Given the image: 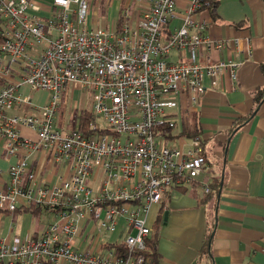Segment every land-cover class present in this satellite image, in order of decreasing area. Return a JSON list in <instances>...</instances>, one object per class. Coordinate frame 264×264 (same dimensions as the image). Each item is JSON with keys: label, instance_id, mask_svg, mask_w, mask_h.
Listing matches in <instances>:
<instances>
[{"label": "built area", "instance_id": "built-area-1", "mask_svg": "<svg viewBox=\"0 0 264 264\" xmlns=\"http://www.w3.org/2000/svg\"><path fill=\"white\" fill-rule=\"evenodd\" d=\"M184 1L132 0L98 26L86 0H0V145L5 161L17 157L0 214L57 217L34 236L0 237V264H152L142 253L152 207L173 187L210 192L202 138L180 135L183 115L207 78L234 89L240 63L199 60L223 43L198 16L207 0ZM75 87L80 107H67Z\"/></svg>", "mask_w": 264, "mask_h": 264}, {"label": "crops", "instance_id": "crops-1", "mask_svg": "<svg viewBox=\"0 0 264 264\" xmlns=\"http://www.w3.org/2000/svg\"><path fill=\"white\" fill-rule=\"evenodd\" d=\"M184 2L177 0L180 5ZM198 16L209 23L206 35L223 43L219 49L202 52L199 60L208 56L239 62L240 67L234 89L228 76L221 77L216 87L207 78L204 95L189 106L188 110L198 113L207 160L202 179L208 183L217 177L220 185L216 194L204 199L207 195L195 188L173 187L152 207L150 226L161 213L159 264H264V73L260 67L264 63V0H220L214 15L201 10ZM259 90L263 97L257 103ZM21 92L30 93L36 105L46 97L45 92H31L27 87ZM66 99L67 107H80L79 87L70 90ZM182 105H188L186 99ZM177 136L172 133L169 144H175ZM178 144L187 148L184 140ZM3 153L0 145V181L7 179L9 164L17 161L16 156L5 161ZM29 160L34 168L42 163L37 153ZM38 224L37 218L32 231L22 223L19 235L0 237L34 236L41 231Z\"/></svg>", "mask_w": 264, "mask_h": 264}, {"label": "trees", "instance_id": "trees-1", "mask_svg": "<svg viewBox=\"0 0 264 264\" xmlns=\"http://www.w3.org/2000/svg\"><path fill=\"white\" fill-rule=\"evenodd\" d=\"M220 0H207L206 4H203L202 6V10H206L208 11V13L210 15H214V11L215 8L217 6V4L219 3ZM106 8L103 6V8H101L100 10V14L104 16V14L106 15ZM263 73H264V63H262L260 65ZM263 97V91L259 90L258 91V96L256 97L258 99L257 103L260 102V100ZM89 113L85 112V113H80L79 115V121H80V125H87L88 121H89ZM201 134V127H200V123H199V117H198V113L197 111H191L188 110L185 112V114L183 115V129L182 132L180 133V135H184L187 137H193V136H197ZM212 179V180H211ZM208 185L210 187V192L207 194V196H204L201 199L204 198H208L209 196H213V194H216L219 188V178L217 177H211L208 180ZM187 189V188H184ZM207 200V199H205ZM23 212H29L30 214L34 215V216H38L42 213V210L40 208H29V209H25V210H21ZM21 211H19L18 213H21ZM8 214V213H6ZM13 218L15 216V214H12ZM160 217H161V213L158 214V219H156V221L153 223L152 225V231L150 233V235L148 236V238L146 239V243H145V248L142 251V253L145 256L149 257V260L151 261L152 264H159V252H158V240H159V229H160ZM205 250V249H204ZM203 254V249L201 251L200 256ZM199 259V258H198Z\"/></svg>", "mask_w": 264, "mask_h": 264}, {"label": "rangeland", "instance_id": "rangeland-1", "mask_svg": "<svg viewBox=\"0 0 264 264\" xmlns=\"http://www.w3.org/2000/svg\"><path fill=\"white\" fill-rule=\"evenodd\" d=\"M131 1L132 0H112L110 4V0H86L89 6L91 4L90 9L91 12H93V16L90 19V24L96 23L98 24V26H101V24L105 22L103 20V17L100 16V10L101 8H103V6L106 8V12H108L106 13L108 20L110 19V16L114 14V12L117 9L124 8ZM88 105H90V103H88ZM27 106L28 105L24 104L22 106L21 111L19 112L15 111V109H11L8 112L10 114L22 113L25 111L29 112ZM37 218L39 220V224L37 226L40 228L41 231L44 229L46 224H49L57 220V217H55L54 214H52L51 212H44V210H42V213L38 216H34L30 213L16 212L15 217L13 218L12 213L2 214L0 216V235L1 236H7L9 234L19 235L21 232L22 223H24V225H28L26 228L33 231V229L35 228V223L37 224ZM11 226H12V231L10 230Z\"/></svg>", "mask_w": 264, "mask_h": 264}, {"label": "water", "instance_id": "water-1", "mask_svg": "<svg viewBox=\"0 0 264 264\" xmlns=\"http://www.w3.org/2000/svg\"><path fill=\"white\" fill-rule=\"evenodd\" d=\"M166 214H167V212L165 211L164 212V221L166 220Z\"/></svg>", "mask_w": 264, "mask_h": 264}]
</instances>
